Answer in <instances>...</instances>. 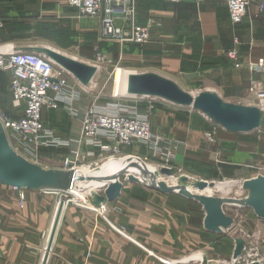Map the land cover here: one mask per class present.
I'll return each mask as SVG.
<instances>
[{
    "label": "crops",
    "instance_id": "0c3cea01",
    "mask_svg": "<svg viewBox=\"0 0 264 264\" xmlns=\"http://www.w3.org/2000/svg\"><path fill=\"white\" fill-rule=\"evenodd\" d=\"M263 1L252 0L247 17L235 26L225 0L200 4L139 0L141 23L149 19L155 22L151 41L139 46L102 39L103 22L80 18L64 0H0V17L6 22L0 29V54L33 52L46 57L47 50L57 49L73 58L71 55H80L82 50L89 56L92 45L98 44L103 53L133 61L143 74H156L184 88L201 89L229 105L264 109V100L257 96L264 95V71L249 69L250 64L264 59V14L258 10ZM123 24L122 20L114 21L115 28ZM233 48L240 51V69L227 58ZM89 84L86 89L82 84L78 89L83 93L74 104L79 116L64 107L44 112L46 126L72 146L80 132L82 115L91 105ZM256 85L258 90L254 91ZM12 99L11 73L0 71V111L18 119ZM161 108L152 112L151 128L155 135L174 141L176 169L185 178L199 179V183L216 184L208 180L222 178L240 185L239 189L248 192L243 206L251 209L246 206L250 191L245 183L264 176V130L238 133L219 127L218 145L212 149L203 140L204 132L215 126L207 115L188 108L174 109L169 104ZM0 124L4 145L17 158L53 174L69 172L64 161L72 146L42 148L30 155L5 128L1 115ZM134 146L123 148L120 156L104 157L96 169L79 166L73 171L71 183L57 177L40 187L17 188L0 180L2 264H43L62 200L66 203L48 264H171L191 254L204 257L205 253L190 251L205 252L208 236L221 235L206 230L205 207L177 192L163 194L143 182L129 183L120 160L139 159L140 151L147 154L148 150L140 143ZM114 183L122 188L117 199L110 201L106 191ZM230 194L212 197L222 201L225 216L233 220L230 228H234V218L225 209L239 200Z\"/></svg>",
    "mask_w": 264,
    "mask_h": 264
},
{
    "label": "built area",
    "instance_id": "2783aa9c",
    "mask_svg": "<svg viewBox=\"0 0 264 264\" xmlns=\"http://www.w3.org/2000/svg\"><path fill=\"white\" fill-rule=\"evenodd\" d=\"M78 14L88 19H100L104 26V36H110L121 43L147 45L152 39L155 24L149 19L146 24L140 22L137 12L138 0H64ZM167 3L180 4L188 0H165ZM200 4L205 0H189ZM230 20L237 26L244 21L252 0H225ZM259 14H264V1L258 6ZM122 20L121 28L114 27V21ZM5 26L0 17V29ZM227 58L241 68V54L236 48L227 53ZM107 60L104 61L106 63ZM254 72L264 71V59L257 64H250ZM0 70L11 73L12 103L18 119H12L3 111L1 118L7 130L19 137V143L30 155H35L42 148L60 149L72 146L59 133L49 129L44 121L45 110L66 108L74 116L79 114L74 104L79 99L77 91L56 72L53 64L43 56L33 52H14L0 54ZM253 90H258L257 85ZM150 111V109H148ZM148 111V113H149ZM204 140L210 146L217 144L215 129L204 133ZM165 142L158 135L152 134L150 117H138L128 107L119 103L109 105H92L85 109L80 132L72 146V152L66 158L65 165L75 170L86 159L97 153L118 155L122 147L134 143L142 145H159ZM161 151L168 155L167 162L174 159V143ZM84 148L89 151L84 155ZM166 153V154H167ZM23 200V199H22ZM123 231L125 229H122ZM0 264L2 260L0 257Z\"/></svg>",
    "mask_w": 264,
    "mask_h": 264
},
{
    "label": "rangeland",
    "instance_id": "374dc122",
    "mask_svg": "<svg viewBox=\"0 0 264 264\" xmlns=\"http://www.w3.org/2000/svg\"><path fill=\"white\" fill-rule=\"evenodd\" d=\"M137 12L139 15V2H138ZM80 18H84V17L80 16ZM139 18H140V15H139ZM4 22H5V19H4ZM5 26H6V22H5ZM104 31L105 29L103 28L102 39H112L110 36H104ZM130 44H134V43H130ZM139 46H145V45H139ZM81 52L82 53H80V55H77V54L71 55L73 56V58L70 57V53H67L65 51H62L61 54H64L65 56H68L75 60L78 59V63H80L81 65H84L82 62H86V61L88 63H93V64H88L89 68L94 69L93 72L91 73L90 81L88 82V84L91 82V84H89V90L90 88L92 89L91 91H88L87 93L90 99V104H91L90 106L109 105L113 103H119V104H122L128 107L132 112H135V114L138 117L144 118L148 116L150 117V119L156 109H162L161 107L163 106L165 107L166 104L167 105L169 104L174 109H178V110L185 109L182 107L180 108L179 105L173 104L170 101L164 100L162 98L141 97V96L131 97L129 95L127 96L117 95L118 97L115 96L116 72L118 69H125V70L135 69L133 71H136L141 74H143L144 72L139 70L138 69L139 66H135L133 61L129 62L127 60H120V58L117 57L116 55L103 53L98 44L92 45V50H90L91 54H89V56L85 54L86 52L84 50H82ZM44 58L49 60L53 64L56 72L61 76V78L64 79L70 87H72L73 89H75V91H77V95L79 96V98L80 97L83 98L82 91L78 89H80L79 87L81 86V84L86 89V84H83L79 76L69 71L64 66L65 64H63L62 62L55 61L50 56H46ZM64 58L68 59L67 57H64ZM105 60H107L106 63H104ZM240 63L242 65L241 61ZM0 71H3V70H0ZM180 88L192 96L193 95L196 96L202 93L201 89H194L191 87L184 88L181 86ZM85 94L86 93H84V95ZM257 96L261 100H264V95L257 94ZM259 98L257 100H259ZM254 108L258 109L261 112V117L264 119V109L260 107H254ZM148 109H150V111ZM214 125L215 126L211 130L206 131V132H210L215 129L216 138H217V131L219 127L221 126L217 125L216 123ZM258 129L264 130V126L258 127ZM11 133L12 135H14V137L17 140L19 139L17 135H15L13 132ZM152 134L153 136L155 135L153 132ZM158 137L162 138L165 142H160L159 145L157 146L156 145H151V146L143 145L144 147L148 149L146 150L147 154L144 150H142L139 153L140 156L142 157H140L139 159L131 158L132 167L136 166L139 168H143L144 170L146 169V175L143 178L138 179L137 171L131 172L130 170H127V178L129 175L136 174V179H138L139 181L143 183H150V182H157V181L161 182L163 180H166L172 185L177 184L176 187H170V188L178 189L179 186L185 187L187 191L194 194V190L198 189L197 184L199 182L197 181H199V179L185 178V175L181 174L180 171L176 169L174 159H171L170 163H168L169 160L167 162V159L166 157H164V155H168V153L167 151H165V153L164 151L162 152L161 149L164 150L165 147L167 148L171 147L169 144H173L174 141L171 140L170 138L166 139L165 136H163L162 134L158 135ZM203 140H204V134H203ZM132 145L134 146V144ZM132 145L126 146V147H131ZM217 145H218V139H217L216 145H213V146L209 145V146L212 149H214L217 147ZM123 148L125 147H122L121 152ZM174 148H175V145H174ZM84 150H85L84 151V155H85L89 150L86 148H84ZM118 155L120 156L121 153ZM106 156L114 157L116 155H110L109 153L108 154L97 153L95 157L86 159V161L80 166L81 167L82 166H86V167L93 166V168L96 169L98 168L97 167L98 164L99 165L102 164L101 163L102 159ZM66 158H65L64 164L66 162ZM133 162H135V164ZM65 168L69 171L76 170V169L71 170L70 167H66V165H65ZM262 173L264 174V171ZM74 175H75V172H74ZM208 181L210 182L214 181L217 183H229L230 182L222 178L220 180L215 179V180H208ZM86 186H88V184L84 185L83 187H86ZM247 194H248L247 191L243 189H239V187L235 188V190L230 194L231 196L229 197L237 198L239 200V202L234 203V205L226 206V209H225L226 213L229 216H232L234 218V228L225 230V232L221 235L208 236V239H207L208 247L205 250V252H201L199 251V249L198 251H196L197 249H192L190 253H205L204 257L201 254V257L203 260L201 259L199 260L198 258H196V260H193L194 262L200 261V264H264V220H259L258 218H256L254 216L255 215L254 212L251 209L244 208L245 207L243 206L245 203L244 199L247 196ZM214 195L221 196L222 194L217 192ZM214 237L216 241L214 240ZM211 239L213 240L211 241ZM233 239H238V241L234 242ZM235 244L239 246L243 245L242 246L243 248L239 252L240 253L239 256H236L237 248ZM196 255H199V254H195V255L191 254V255L182 257L181 260L175 261L174 263L173 261L169 262L167 260H164V259L163 260L171 264H178L180 262H186L184 258L190 257V256L194 257ZM160 259L161 258H158V260ZM194 262H191V263L187 262V264H193Z\"/></svg>",
    "mask_w": 264,
    "mask_h": 264
},
{
    "label": "water",
    "instance_id": "95a60500",
    "mask_svg": "<svg viewBox=\"0 0 264 264\" xmlns=\"http://www.w3.org/2000/svg\"><path fill=\"white\" fill-rule=\"evenodd\" d=\"M46 53L51 57L48 50ZM60 62L65 64L64 66L73 74L79 76L84 84L90 81V76L94 69L74 62L71 59H66V61L61 60ZM79 67L83 70L82 73L78 72ZM130 90L135 97L162 98L180 107L201 112L213 120L214 123L230 132L248 133L263 126L258 125L259 120L262 118L261 112L258 109L229 105L210 93H201L194 98L192 95L183 91L173 81L156 74H141L139 76H134L131 80ZM4 139L5 133L0 124V180L2 182L17 188H36L47 185L49 182H54L57 177H65L67 182L71 183V180L74 178L73 171L53 174L32 167L24 160L13 155L4 145ZM128 182L142 183L132 175L128 176ZM143 184L163 194L177 192L180 195L201 203L205 207L207 213L205 228L209 232L222 234L223 229H230L233 224V220L225 216L221 200L213 197H198L183 187H179V190L176 189L177 191H175V189L168 188L164 182L157 181ZM206 187L207 183L197 184V188L203 189ZM121 188L122 186L118 183L111 184L106 191L108 200H116L120 194ZM245 188L250 191V197L246 201V206L253 209L260 219H264V176H259L252 181L246 182ZM101 201L104 202L105 199ZM65 203L66 200H62L60 203L43 264H48ZM242 246L243 245H238L236 256H239V252L243 248Z\"/></svg>",
    "mask_w": 264,
    "mask_h": 264
},
{
    "label": "bare ground",
    "instance_id": "6f19581e",
    "mask_svg": "<svg viewBox=\"0 0 264 264\" xmlns=\"http://www.w3.org/2000/svg\"><path fill=\"white\" fill-rule=\"evenodd\" d=\"M59 52L60 51H58L57 49H49L48 50V53L51 55V58L54 59L55 61H58V62L61 61V60L66 61V58H64L65 57L64 54H61V52L60 53ZM72 61H74V60H72ZM74 62H76V60ZM133 70H135V69H133ZM133 70H125V69H118L117 70V72H116V84H115V96H117V95H119V96L120 95H122V96L129 95L131 97H135V95L130 90L131 80H132V78L134 76L141 75V73H138V72L133 71ZM78 72L82 73L83 70L79 67ZM196 96L193 95L194 98ZM260 120H259L258 125L259 124L264 125V119L262 118L261 123H260ZM120 161H121V164H122V168H126L127 170H130L131 172L137 171L138 179L139 178H143L146 175V169L144 170L143 168H139V167H136V166L132 167V160L122 159ZM133 163L135 164V162H133ZM139 171H140V174H139ZM134 177H136V174H135ZM161 182H164L167 187L168 186L169 187H176L177 186V184H173L172 185L166 180H163ZM238 186H240V185H236V183H218V184L217 183L216 184H208L207 183V187L206 188H203V189L198 188L197 190H194V194L196 196H198V197H207V198L215 196L214 194L217 193V192L221 193L222 195H229L231 193V191L234 188L238 187ZM196 258H198L199 260L200 259L202 260V257L199 254V255H196L194 257H192V256L188 257V258L185 259V261L186 262L193 261V260H196Z\"/></svg>",
    "mask_w": 264,
    "mask_h": 264
}]
</instances>
